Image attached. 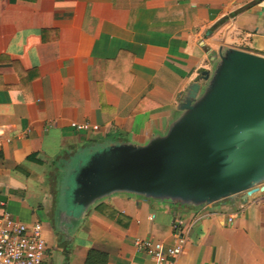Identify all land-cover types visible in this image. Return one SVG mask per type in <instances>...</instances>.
Returning <instances> with one entry per match:
<instances>
[{
  "label": "crops",
  "instance_id": "1",
  "mask_svg": "<svg viewBox=\"0 0 264 264\" xmlns=\"http://www.w3.org/2000/svg\"><path fill=\"white\" fill-rule=\"evenodd\" d=\"M230 48L264 56V0H0V127L13 138L0 200L13 219L42 224L45 264H86L92 249L107 264H155L133 242L172 245L177 219L178 264H264V195L237 208L127 194L72 206L92 152L164 136L189 86Z\"/></svg>",
  "mask_w": 264,
  "mask_h": 264
},
{
  "label": "water",
  "instance_id": "2",
  "mask_svg": "<svg viewBox=\"0 0 264 264\" xmlns=\"http://www.w3.org/2000/svg\"><path fill=\"white\" fill-rule=\"evenodd\" d=\"M179 110L164 136L92 152L74 179L72 206L89 210L127 194L192 207L228 200L237 208L264 195V56L222 50Z\"/></svg>",
  "mask_w": 264,
  "mask_h": 264
},
{
  "label": "built area",
  "instance_id": "3",
  "mask_svg": "<svg viewBox=\"0 0 264 264\" xmlns=\"http://www.w3.org/2000/svg\"><path fill=\"white\" fill-rule=\"evenodd\" d=\"M71 127L79 132L99 129L89 123H72ZM12 141L7 129L0 127V152ZM4 206L5 203L0 200V264H45L48 249L42 224H23L13 219ZM229 222H233L232 217H229ZM174 232L175 241L170 246L151 238H137L133 244L138 252L145 253L155 264H178L187 244L182 219L176 220Z\"/></svg>",
  "mask_w": 264,
  "mask_h": 264
},
{
  "label": "trees",
  "instance_id": "4",
  "mask_svg": "<svg viewBox=\"0 0 264 264\" xmlns=\"http://www.w3.org/2000/svg\"><path fill=\"white\" fill-rule=\"evenodd\" d=\"M107 260L105 253L92 249L87 255L86 264H107Z\"/></svg>",
  "mask_w": 264,
  "mask_h": 264
}]
</instances>
